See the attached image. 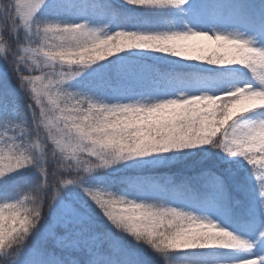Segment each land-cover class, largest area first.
Segmentation results:
<instances>
[{"label":"snow or ice","instance_id":"6c2138e0","mask_svg":"<svg viewBox=\"0 0 264 264\" xmlns=\"http://www.w3.org/2000/svg\"><path fill=\"white\" fill-rule=\"evenodd\" d=\"M0 264H264V0H0Z\"/></svg>","mask_w":264,"mask_h":264},{"label":"trees","instance_id":"16d2710c","mask_svg":"<svg viewBox=\"0 0 264 264\" xmlns=\"http://www.w3.org/2000/svg\"><path fill=\"white\" fill-rule=\"evenodd\" d=\"M114 2H118V0H114ZM232 2H233V0H204V3L208 7H224V8H227V7L231 6ZM253 2H258V0H253ZM138 86L147 87L148 85H147V82H141L138 84ZM24 190L27 191V189H24Z\"/></svg>","mask_w":264,"mask_h":264}]
</instances>
